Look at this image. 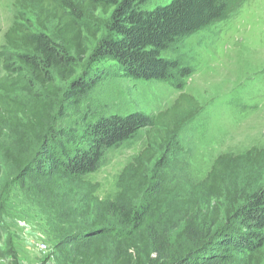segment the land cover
Returning <instances> with one entry per match:
<instances>
[{"label": "trees", "instance_id": "1", "mask_svg": "<svg viewBox=\"0 0 264 264\" xmlns=\"http://www.w3.org/2000/svg\"><path fill=\"white\" fill-rule=\"evenodd\" d=\"M16 0L5 31L0 77V182L3 165L25 203L72 210L79 232L58 247L64 264H263L264 149L223 153L200 181L187 172L180 134L204 109L181 92L153 116L142 110L63 124L67 109L101 82L103 63L124 77L165 81L188 68L164 56L178 39L222 20L234 0ZM32 12L34 19L24 16ZM89 66L79 74V65ZM145 131L147 145L100 198L87 179L108 150ZM9 199L0 186V209Z\"/></svg>", "mask_w": 264, "mask_h": 264}, {"label": "rangeland", "instance_id": "2", "mask_svg": "<svg viewBox=\"0 0 264 264\" xmlns=\"http://www.w3.org/2000/svg\"><path fill=\"white\" fill-rule=\"evenodd\" d=\"M15 1L0 0V77L8 52L4 33L21 15ZM169 1L151 0L147 8ZM24 16L34 19L29 11ZM164 56L179 61L189 75L174 71L165 81H146L124 77L113 63H103L102 82L78 111L65 110L63 124L80 129L85 116L91 120L135 110L155 116L187 92L204 107L180 134L183 149L178 157L194 180H203L220 154H241L254 146L264 149V0H234L225 18L178 39ZM88 66L81 63L79 74ZM146 145V132L140 131L107 151L100 168L87 176L99 185L100 198L116 193L119 175ZM3 169L0 186L9 201L0 209V264H64L66 250L57 245L66 232L80 231L79 219L69 217L71 208L59 214L52 202L25 203L12 187V167ZM258 178L264 181V170Z\"/></svg>", "mask_w": 264, "mask_h": 264}, {"label": "built area", "instance_id": "3", "mask_svg": "<svg viewBox=\"0 0 264 264\" xmlns=\"http://www.w3.org/2000/svg\"><path fill=\"white\" fill-rule=\"evenodd\" d=\"M40 246H41L42 249H45V250L47 249L46 244H41Z\"/></svg>", "mask_w": 264, "mask_h": 264}]
</instances>
